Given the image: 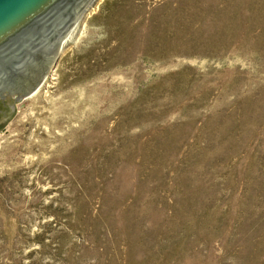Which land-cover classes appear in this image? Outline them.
I'll return each instance as SVG.
<instances>
[{"label":"rangeland","instance_id":"1","mask_svg":"<svg viewBox=\"0 0 264 264\" xmlns=\"http://www.w3.org/2000/svg\"><path fill=\"white\" fill-rule=\"evenodd\" d=\"M54 70L0 132V264H264V0H99Z\"/></svg>","mask_w":264,"mask_h":264},{"label":"water","instance_id":"2","mask_svg":"<svg viewBox=\"0 0 264 264\" xmlns=\"http://www.w3.org/2000/svg\"><path fill=\"white\" fill-rule=\"evenodd\" d=\"M93 0H0V132L14 118V105L38 91L58 54ZM44 63L46 66H40ZM45 71L43 73H40ZM39 75L35 82L27 81Z\"/></svg>","mask_w":264,"mask_h":264},{"label":"bare ground","instance_id":"3","mask_svg":"<svg viewBox=\"0 0 264 264\" xmlns=\"http://www.w3.org/2000/svg\"><path fill=\"white\" fill-rule=\"evenodd\" d=\"M97 1L99 0H93L90 7L88 8V10L86 11L85 15L83 16V18L81 19V21L74 27V29L72 30V33L69 37V40L67 42V45L63 48V50L58 54L57 60L55 62V66L56 63L58 61V59L60 57H62V55L69 49V47L71 46V44L75 43V41L78 39L79 35L81 34L82 28L85 24V21L87 19V17L90 15V13L92 12V10L94 9V6L97 5ZM55 68V67H54ZM50 81V83L48 84V87H53L54 84V80L57 79L56 74H55V70H53L52 72H50L47 77ZM56 84V83H55Z\"/></svg>","mask_w":264,"mask_h":264},{"label":"flooded vegetation","instance_id":"4","mask_svg":"<svg viewBox=\"0 0 264 264\" xmlns=\"http://www.w3.org/2000/svg\"><path fill=\"white\" fill-rule=\"evenodd\" d=\"M40 66L42 67V66H46V64H44V63H39L38 65H37V69H38V67L40 68ZM43 72H45V71H42V72H40V73H43ZM39 79V75L38 76H35V74L33 75V77L31 78L30 77V80H28L27 81V83H26V85L28 84V83H30L31 81L32 82H35L36 80H38ZM17 95H15L14 97H13V95L12 94H10V92H8V91H4L3 93H2V96H0V101L1 102H4V101H7V100H10L11 102H12V100L14 101V98L16 97Z\"/></svg>","mask_w":264,"mask_h":264}]
</instances>
